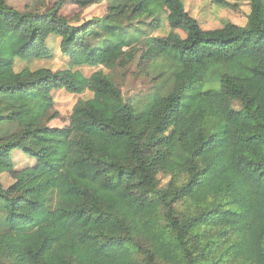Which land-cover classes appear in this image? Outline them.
Returning a JSON list of instances; mask_svg holds the SVG:
<instances>
[{
  "label": "trees",
  "instance_id": "16d2710c",
  "mask_svg": "<svg viewBox=\"0 0 264 264\" xmlns=\"http://www.w3.org/2000/svg\"><path fill=\"white\" fill-rule=\"evenodd\" d=\"M64 1L0 0V264H264V0H211L251 5L246 23L216 28L184 0H106L82 21ZM53 39L70 67L16 69L52 57ZM137 58L155 87L129 99L107 70ZM87 64L101 67L73 68ZM60 88L92 95L53 126ZM69 192L80 201L61 208ZM43 209L68 228L38 222Z\"/></svg>",
  "mask_w": 264,
  "mask_h": 264
},
{
  "label": "rangeland",
  "instance_id": "374dc122",
  "mask_svg": "<svg viewBox=\"0 0 264 264\" xmlns=\"http://www.w3.org/2000/svg\"><path fill=\"white\" fill-rule=\"evenodd\" d=\"M60 0H8L10 5H13L21 10H45L55 5ZM107 1H92L88 5H84L78 1L66 0L61 6L60 12L66 15L73 21L92 18L94 16H102L107 13ZM186 9L195 16L204 28H216L224 25L228 21L237 24H244L247 21L248 13L250 12V2H240L237 8L223 6L214 3L211 0H184ZM159 33V31H157ZM164 34L165 32H161ZM54 48V54L47 59H18L16 69L20 70L25 66L31 68L49 67L59 69L70 67V58L64 54L59 46L58 39L51 41ZM138 58L132 62L127 68H118L114 70L106 69L112 73L115 81L121 87L126 98H142L146 96L155 87V82L151 75L146 74L145 70L138 64ZM205 70L206 80L203 86L211 87L218 86L222 74L227 69V63L224 60L214 63H207ZM101 66L81 65L74 66V69H80L85 74L90 75L93 71ZM53 95L55 98V109L59 111V116L51 121L53 126H64L70 122V118H76L81 113L82 103L85 99L92 95V92L72 93L65 88L54 89ZM16 160L21 163H26L22 156V151H15ZM93 169L88 160H83L77 167V172L80 174L91 175ZM168 178H164L166 181ZM80 201V197L72 192L67 193L60 202V207L67 209L72 208ZM38 222H51L57 226L67 229L68 221L65 215L54 210H41L37 217Z\"/></svg>",
  "mask_w": 264,
  "mask_h": 264
}]
</instances>
